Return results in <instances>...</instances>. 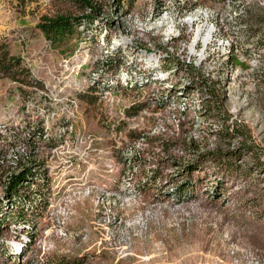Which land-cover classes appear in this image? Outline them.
I'll use <instances>...</instances> for the list:
<instances>
[{
	"label": "rangeland",
	"instance_id": "374dc122",
	"mask_svg": "<svg viewBox=\"0 0 264 264\" xmlns=\"http://www.w3.org/2000/svg\"><path fill=\"white\" fill-rule=\"evenodd\" d=\"M126 9L52 43L39 21L86 14L78 0H0V47L32 79L0 75V205L35 171L0 209V264H264V0ZM244 143L257 156L224 172L214 154Z\"/></svg>",
	"mask_w": 264,
	"mask_h": 264
},
{
	"label": "trees",
	"instance_id": "16d2710c",
	"mask_svg": "<svg viewBox=\"0 0 264 264\" xmlns=\"http://www.w3.org/2000/svg\"><path fill=\"white\" fill-rule=\"evenodd\" d=\"M135 1L136 0H78V3L86 14H82L80 17L70 15L44 16L39 21L38 27L45 37L50 40V42L58 43L66 37H70L74 34L79 19L92 22L94 19L98 18L97 16H105V14L109 12H118L119 10H122L124 6L127 7L126 11H128ZM124 2L126 3L124 4ZM180 69H182L188 77V81L186 83L187 88H194L196 83H201V85L206 84L205 79H203L204 77L202 78V74L198 72L197 67H195L192 63H185L184 65L179 66L177 64L176 70ZM0 75L10 78L22 86H30L32 84L29 69L25 67L22 57L11 54L6 46L0 47ZM209 90L212 91L211 87H209ZM205 99L206 102L200 107V112L204 111L205 114H210L209 112L214 110L215 106L219 107L214 97H207ZM182 107H184V109L186 108L185 106ZM229 134L233 136L239 135L236 132H229ZM252 150V147L244 143L240 144L237 149H232L225 153H218L214 155L216 156L215 160L218 161L219 166H223L225 168L224 172H230V170H236L239 166L235 164L236 161L232 162V158L235 156L239 160L248 152L252 153V157H256L257 155L253 154ZM253 164V169L261 167L260 170L264 173V161H262L260 157L257 156L254 158ZM191 166L196 169L199 168L198 161L193 165L191 164L189 167ZM32 168L33 167L27 165L22 166L21 170L9 176L3 189L4 194L2 203H4V205H0V209L8 208V203L9 205H12L20 199L29 197L28 195H25V192L21 189L23 188L22 186L33 180L35 171L32 170ZM219 168L221 169L222 167ZM20 211L22 215L27 213V210L24 209Z\"/></svg>",
	"mask_w": 264,
	"mask_h": 264
},
{
	"label": "built area",
	"instance_id": "2783aa9c",
	"mask_svg": "<svg viewBox=\"0 0 264 264\" xmlns=\"http://www.w3.org/2000/svg\"><path fill=\"white\" fill-rule=\"evenodd\" d=\"M234 44H236V41H234L233 39L231 38L225 39V46L227 47L228 52H230L232 47L235 46Z\"/></svg>",
	"mask_w": 264,
	"mask_h": 264
},
{
	"label": "bare ground",
	"instance_id": "6f19581e",
	"mask_svg": "<svg viewBox=\"0 0 264 264\" xmlns=\"http://www.w3.org/2000/svg\"><path fill=\"white\" fill-rule=\"evenodd\" d=\"M210 33H211V29H208L207 34H206V37L209 36Z\"/></svg>",
	"mask_w": 264,
	"mask_h": 264
}]
</instances>
